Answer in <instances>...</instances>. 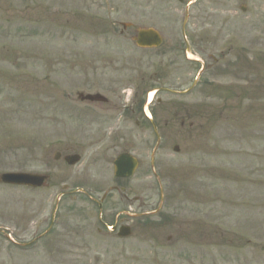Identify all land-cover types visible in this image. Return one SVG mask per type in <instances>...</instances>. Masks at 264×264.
Here are the masks:
<instances>
[{
  "label": "rangeland",
  "instance_id": "rangeland-1",
  "mask_svg": "<svg viewBox=\"0 0 264 264\" xmlns=\"http://www.w3.org/2000/svg\"><path fill=\"white\" fill-rule=\"evenodd\" d=\"M179 9L174 0H0V173L46 172L50 162L41 149L81 137L66 118L81 106L73 92L81 88L85 51L91 57L95 46L108 50L94 43L93 20L166 25L167 13ZM199 36L201 84L195 96L173 98L190 114L198 110L192 129L170 119L166 130L159 124L164 141L153 168L155 137L147 127L135 129V212H147L155 225L136 227L130 243L103 242L88 229L95 217L73 211L65 232L55 223L49 237L35 242L37 200L44 230L53 193L0 184V264H264V0H195ZM121 42L110 57L122 59ZM213 59L221 74L207 71ZM190 67L184 63V88L192 83ZM148 68L135 72L142 86ZM125 74L103 81L121 88ZM80 169L66 172L74 185ZM82 228L88 232L78 233ZM128 245L126 257L116 252Z\"/></svg>",
  "mask_w": 264,
  "mask_h": 264
},
{
  "label": "flooded vegetation",
  "instance_id": "flooded-vegetation-1",
  "mask_svg": "<svg viewBox=\"0 0 264 264\" xmlns=\"http://www.w3.org/2000/svg\"><path fill=\"white\" fill-rule=\"evenodd\" d=\"M174 1L180 9L175 14L173 10L167 13L169 24L166 25L140 24L137 19L127 23L93 20L95 25L91 27L98 30L97 42L94 43L108 47V50L100 51L93 45L96 51L91 57L85 51L84 69L80 75L81 88L73 93L74 101L81 106L79 111L70 112L66 118L79 126L81 137L74 142L54 143L46 151L41 149L44 161L48 158L50 166L46 172L35 170L34 173L42 172L47 178L33 190L49 189L53 196H49L48 224L44 230H40L42 224L39 219L44 207L41 209L40 200H37L35 242L41 241L42 237H49L55 223L64 225L65 228H60V231L65 232L73 211L79 214L77 217L83 216L82 219L93 220L92 216L95 217L94 221L89 222L88 229L91 226L97 237L104 238L103 242L130 243L134 240L136 227L145 231L150 228L149 214L135 212V205L140 199L130 184L135 174L131 178H116L113 176V163L119 155L128 154L137 159L139 164L135 152L136 128L145 130L147 127L150 130L155 137L157 150L161 141H164L157 132L159 124L166 130L170 119L173 123H179L180 127L186 122L189 129L193 127L190 119L195 118V113L190 114L192 111L188 112L181 101L173 98L195 96V87L205 71L204 64H198L200 59H195V55L201 56L199 50L195 52V48H202L204 42H201L203 38L200 36L195 37V0ZM147 30L152 33L139 35ZM121 40L123 42L120 45L126 46L127 50L123 52L125 54H120L122 59H114L110 57L109 49H115ZM184 63L191 66L187 72L192 77L191 85L186 88ZM196 63L201 71L197 78ZM213 64H216L214 59L207 71ZM143 65H148L150 72L143 73L141 78L145 77L146 80L142 86L137 82L138 74L135 75V72L139 73L137 68ZM120 71L128 73L120 76L127 77L121 88L111 79L109 82L103 81L112 78L108 75L118 76ZM150 94L152 97L148 100ZM146 110L150 120L144 116ZM154 125L156 133L153 132ZM38 150L40 152V148ZM73 155L79 158L75 165L70 164ZM78 166H81L79 176L74 179H79L81 183L74 185L66 172ZM107 175L110 177L108 180ZM65 176L68 182L61 181ZM82 230L88 232L82 228L78 233H82ZM60 235L64 237L65 233ZM132 247L128 245L127 249L119 248L116 252L126 257V253L133 251Z\"/></svg>",
  "mask_w": 264,
  "mask_h": 264
},
{
  "label": "water",
  "instance_id": "water-1",
  "mask_svg": "<svg viewBox=\"0 0 264 264\" xmlns=\"http://www.w3.org/2000/svg\"><path fill=\"white\" fill-rule=\"evenodd\" d=\"M151 32H140L141 36ZM75 162L74 159L72 163ZM137 167V162L128 155L119 156L114 163V173L117 177H130ZM43 178L24 174H3L0 181L4 184L25 185L31 187L40 186Z\"/></svg>",
  "mask_w": 264,
  "mask_h": 264
},
{
  "label": "trees",
  "instance_id": "trees-1",
  "mask_svg": "<svg viewBox=\"0 0 264 264\" xmlns=\"http://www.w3.org/2000/svg\"><path fill=\"white\" fill-rule=\"evenodd\" d=\"M215 72H216V73H219V72H220V74H221L223 71H222L221 69H218V68H217V69H215Z\"/></svg>",
  "mask_w": 264,
  "mask_h": 264
}]
</instances>
